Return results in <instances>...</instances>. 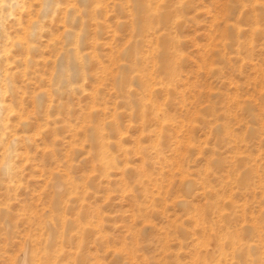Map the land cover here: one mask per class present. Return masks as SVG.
Masks as SVG:
<instances>
[{"label": "rangeland", "instance_id": "rangeland-1", "mask_svg": "<svg viewBox=\"0 0 264 264\" xmlns=\"http://www.w3.org/2000/svg\"><path fill=\"white\" fill-rule=\"evenodd\" d=\"M23 263L264 264V0H0Z\"/></svg>", "mask_w": 264, "mask_h": 264}, {"label": "bare ground", "instance_id": "bare-ground-1", "mask_svg": "<svg viewBox=\"0 0 264 264\" xmlns=\"http://www.w3.org/2000/svg\"><path fill=\"white\" fill-rule=\"evenodd\" d=\"M17 4V3H16ZM10 6V5H9ZM11 6H12V3H11ZM13 7V6H12ZM18 43L19 41H16V40H14V43ZM20 44V43H19ZM26 263V262H25ZM25 263H23V264H25Z\"/></svg>", "mask_w": 264, "mask_h": 264}]
</instances>
